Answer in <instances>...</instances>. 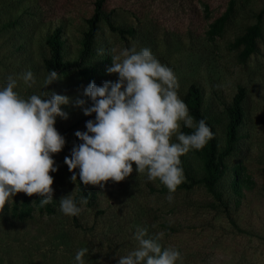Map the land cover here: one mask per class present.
<instances>
[{"label":"rangeland","instance_id":"rangeland-1","mask_svg":"<svg viewBox=\"0 0 264 264\" xmlns=\"http://www.w3.org/2000/svg\"><path fill=\"white\" fill-rule=\"evenodd\" d=\"M203 2L208 4L207 14ZM227 2L107 0L106 11L123 31L102 24L87 58L89 77L83 79L77 70L56 71L61 79L45 88L48 72L43 59L48 47L44 35L61 26L65 57L76 58L87 27L85 19L93 12L92 1L0 0V88L12 76L17 80L15 91L25 98L47 91L71 101L62 106L68 118H57L55 124L66 144L53 155L58 171L50 173L54 177L50 209L40 207L36 195L24 193L5 204L0 213V264H76L75 256L82 248L88 249L85 264H117L138 247L134 239L138 227L147 228L149 236L162 233L159 242L177 248L182 264H264V0H236L223 30L210 34L209 23L225 11ZM256 22L261 31L255 51L241 62L242 45L235 37ZM133 46L151 49L174 70L180 98L190 84L196 85L204 105L214 114L232 100L238 86L244 87L239 139L226 157L222 180L227 206L201 184L176 190L169 203L168 188L158 178L149 181L146 173H137L133 163L132 174L121 182L108 181L104 188L88 185L89 202L79 205L82 211L76 220L60 211L61 197L71 192L78 196L79 186L71 181L64 158L70 157L74 144L82 143L75 132L86 131V122L95 119V114L85 116L75 102L83 99L84 107H89L90 98L84 95L89 83L115 82L117 75L106 69L114 56ZM28 70L36 79L31 87L21 78ZM222 129V125L216 129L220 145ZM173 142H177L175 136ZM181 158L196 168L191 150ZM234 173L244 183L238 194L225 180V175L228 179Z\"/></svg>","mask_w":264,"mask_h":264},{"label":"clouds","instance_id":"clouds-1","mask_svg":"<svg viewBox=\"0 0 264 264\" xmlns=\"http://www.w3.org/2000/svg\"><path fill=\"white\" fill-rule=\"evenodd\" d=\"M123 57V59H121ZM108 74L118 79L94 81L84 90L91 105L77 99L75 104L85 116L95 114L86 122V131H76L82 142L74 144L71 155L64 158L71 181L84 186L104 188L108 181L121 182L133 172L146 173L147 180L157 178L169 190L166 199L174 200L177 187L185 176L181 157L190 150L202 149L214 138L204 119L195 121L186 103L179 97V83L174 70L162 64L144 47L123 49L112 58ZM28 87L36 83L31 70L21 74ZM60 74L49 70L44 87L59 80ZM17 80L8 77L0 88V213L5 204L18 193L40 197V207L53 202L54 177L58 171L54 154L60 153L66 139L55 127L57 118L67 119L62 106L71 101L66 95L44 91L25 98L17 89ZM181 122L190 134L180 131ZM175 136L177 142H173ZM34 202V201H33ZM89 198L79 201L72 192L59 200L60 211L67 216H78ZM162 233L148 235L147 228L138 227L134 239L138 247L118 259L117 264H177L183 261L175 247H164L159 242ZM87 248L80 249L76 264H85Z\"/></svg>","mask_w":264,"mask_h":264},{"label":"trees","instance_id":"trees-1","mask_svg":"<svg viewBox=\"0 0 264 264\" xmlns=\"http://www.w3.org/2000/svg\"><path fill=\"white\" fill-rule=\"evenodd\" d=\"M94 6L92 14L85 19L87 24L86 29L82 31L80 38V47L76 52V58L73 59L65 57L64 41L62 39V27L57 26L50 33L44 35V43L48 47V56L43 59V66L46 72L55 70L59 72H70L77 70L83 79L89 77L90 65L87 63V58L92 55L94 51V41L100 32L102 24H106L110 30L121 32L122 27L115 25L112 16L105 9L107 0H91ZM236 0H228L225 11L209 23L208 32L216 34L223 30L225 24L230 19L231 13L234 9ZM208 4L203 2V10L205 14L208 13ZM264 11V8H263ZM260 26L258 22L249 25L245 31L235 37V42L242 45L239 52V60L244 62L256 48V39L260 35ZM130 32V29L125 30ZM189 108L190 114L195 118V121L204 119L211 131L214 133V138L200 150L192 149L191 153L195 159L196 168L193 170L192 164L187 163L181 158L182 168L185 175V180L176 190H184L191 188L195 184H201L208 193H210L215 200L228 205L225 200L224 189L222 188V180L226 170V157L234 150L235 145L239 139V127L243 119V101L245 99V89L238 86L237 91L232 97V100L222 107L218 113H212L209 107L204 105V98L200 89L190 84L184 97L181 98ZM222 125L224 141L219 144L217 133V126ZM185 134H190L194 129H189L182 126L181 130ZM200 171L199 174L197 172ZM78 182V196L75 198L79 201L81 196L90 198L91 189L84 186L79 181V170H75ZM72 175L73 173L70 172ZM225 180L229 181L230 189L238 194L244 183L238 182V175L234 173L228 179L225 175ZM37 199L40 200L38 195ZM50 209V204L46 205ZM76 220V216H72Z\"/></svg>","mask_w":264,"mask_h":264}]
</instances>
